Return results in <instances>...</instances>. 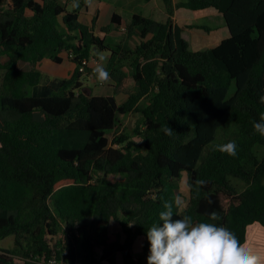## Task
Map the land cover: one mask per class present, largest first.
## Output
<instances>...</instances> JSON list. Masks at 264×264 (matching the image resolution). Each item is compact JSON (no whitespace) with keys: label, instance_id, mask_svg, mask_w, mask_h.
I'll list each match as a JSON object with an SVG mask.
<instances>
[{"label":"trees","instance_id":"16d2710c","mask_svg":"<svg viewBox=\"0 0 264 264\" xmlns=\"http://www.w3.org/2000/svg\"><path fill=\"white\" fill-rule=\"evenodd\" d=\"M162 1L165 21L135 13L122 27L125 40L111 42L96 34L97 15L81 20L89 0L78 8L73 0H0V240L14 235L0 264H119V253L123 264H145L146 230L164 201L181 195L183 171L192 189L176 218L223 225L241 244L249 225L264 227V136L253 129L264 113V0ZM180 7L215 8L229 36L189 48L172 19ZM110 22L121 26L122 16L114 11ZM64 51L72 74L42 82L35 64H60ZM98 51L109 53L112 94L84 86L80 68L93 71ZM131 111L142 115L139 144L117 133L119 115ZM227 129L232 135L220 139ZM229 141L234 157L216 147ZM112 223L120 228L114 238Z\"/></svg>","mask_w":264,"mask_h":264},{"label":"clouds","instance_id":"9594fccd","mask_svg":"<svg viewBox=\"0 0 264 264\" xmlns=\"http://www.w3.org/2000/svg\"><path fill=\"white\" fill-rule=\"evenodd\" d=\"M72 6L78 8L79 0H73ZM97 55L99 62L93 67V73L99 82L107 83L110 80L105 67L107 57L99 53ZM258 100L264 104V94H260ZM253 129L264 136V113L253 124ZM163 131L171 136L174 130L167 125ZM216 147L219 152L229 156L237 154L235 141ZM207 183L204 179L195 180V185L199 187H204ZM183 186L189 191L192 189V183L186 180L183 181ZM186 205L187 201L180 195L173 200L164 201L158 222L146 230L149 243L147 264H264V257L241 244L235 233L225 226L205 221L194 222L190 215L176 218L174 208L180 209ZM210 219L215 221L219 217L213 212Z\"/></svg>","mask_w":264,"mask_h":264},{"label":"rangeland","instance_id":"374dc122","mask_svg":"<svg viewBox=\"0 0 264 264\" xmlns=\"http://www.w3.org/2000/svg\"><path fill=\"white\" fill-rule=\"evenodd\" d=\"M90 1H91L90 9L92 11L94 8L97 7L96 5L97 0H89V2ZM99 1L102 2L101 3L102 6H105V10L107 9L110 10V7H111L114 11L119 12L123 16L125 17L129 16V19L127 22L131 20V17H132L131 9L135 5L133 0H99ZM140 8L141 7H139V9ZM156 10L159 11L158 9ZM185 11L187 12H183V13H185L187 17H184L183 18L184 20H187V21L190 20L193 23L197 22L198 24L205 25L207 27L209 26L210 29L208 31L210 30L213 31L210 33V35H207V30L200 28L202 31L201 35H205L208 38L203 42L202 41L203 37L199 35L198 38H199V42L201 43H196V42L191 43L189 45L190 48L198 50V49H205V48L215 46L224 36L228 34V27L224 21V18L222 14L218 12L215 8L209 7V8H206L205 10H191L189 8H185ZM92 12L94 13V11ZM106 22L107 20H105L104 18L103 24H107ZM111 29H112V26L111 28L109 27L107 31L109 39H111L110 40L111 42H118L119 40L120 41L125 40L124 39L125 35L122 37L121 33L119 32L117 34H114L113 30ZM187 34L188 36H190L189 33ZM189 40L192 41L193 39L189 38ZM138 41H139V37L135 35L130 39L129 42L131 46H134ZM197 45H199V47H194ZM104 52L106 53V55L109 54L107 51H104ZM63 55H65L67 58H65V61L60 64L53 62L49 58H44L35 64V68H38L42 73V82L57 83L62 78H65V77L67 78L72 74L75 64L74 63L72 64V62H70L69 60L70 54L65 53L64 51ZM106 55L104 56L107 57ZM96 58L98 59V56L95 57V59L94 57L91 58V61H93V63H90L89 66L91 67L95 66L97 62ZM20 65L21 67H24L23 63H21ZM125 69L129 71L130 68L125 67ZM82 72L84 74L83 76L84 86L88 88V91L90 93L102 94V95L113 93V81L111 80V78L107 83H101L96 79V76L94 74L92 77L91 76L89 77L88 75L89 72H93V71L87 70L86 68H84ZM32 92H33L32 87H30L29 93H32ZM116 96L118 98L119 103L123 102V100L126 98L124 94H118ZM141 102L144 103V99H141ZM119 117L121 118L122 123L119 129L117 130V133H120V132L127 133L129 135L130 141H133L138 144L142 143L143 141L142 136L136 131V129L138 128L142 130L143 122H142L141 113L131 111L127 114H120ZM220 133H221L219 136L220 139H225L229 135L230 136L232 135L230 129H227L225 134H223L222 130H220ZM109 136L110 138H112L113 134H109ZM184 180L187 181V173L185 171H183L181 178L178 180V185H179V189L181 192L180 196H182L186 201H188L189 192H188L187 187L183 186ZM118 230L120 231L118 224L112 223L110 227V231H109L110 237L114 238ZM243 245L251 249L254 253H259L262 257H264V227L258 223L249 225L247 228V239ZM13 246H14V235H8L5 238L0 240V248L11 249L13 248ZM133 254L135 255V258H138L139 254L138 252H136V249ZM118 262L119 264H123V257L120 253L118 254ZM142 262L147 263V256L142 258ZM15 264H18V263H15Z\"/></svg>","mask_w":264,"mask_h":264},{"label":"crops","instance_id":"0c3cea01","mask_svg":"<svg viewBox=\"0 0 264 264\" xmlns=\"http://www.w3.org/2000/svg\"><path fill=\"white\" fill-rule=\"evenodd\" d=\"M173 1H174V3H177L179 1H184V0H173ZM96 2H97L96 3L97 7L92 10V11H94V13L90 9V3H91V1H90L89 4H88L87 10H84L83 13L80 16L81 20L84 23H86V24H91L93 17L95 15H97L96 24H95L96 34H99L102 37L108 36L107 32H101L100 31V27L103 26V25H109L110 28L112 26L111 30H113L114 34H117L119 32V33H121V36L123 37L124 33L122 31V27H123L124 23L128 21L129 16L125 17V16H123L122 14H120L118 12L122 16L123 24L121 26H114L110 22L111 21V16H112L114 10L111 7H110V10H108V9L105 10V6L101 5L102 2H100L99 0H97ZM133 2L135 3V5L131 9L132 15L135 14V13H141L144 16H148V17L154 18L156 20H161V21H165L167 19V17H168L167 11H166V9L164 7V4H163L162 0H133ZM139 7H141V8L139 9ZM156 9H158L159 11H157ZM183 12H187V11H185V8H182V7L175 8L174 14L172 15L173 22L177 23L178 25H180L182 27V36L188 41L189 45L191 43H195V42L196 43H201V42H199V38H198V36L202 34L201 29L197 28V27H187V25H189V24H198V23L197 22L193 23L190 20H188V21L184 20L183 18L187 17V15L185 13H183ZM104 18H105V20H107V22H106L107 24H103V19ZM211 32H213V31H211V30L208 31L207 30V35H210ZM187 33H189L190 36H188ZM201 36L203 37V39H202L203 42L208 38L205 35H201ZM227 36H229V30H228V34L226 36H224L222 39L226 38ZM189 38H191L193 40L190 41ZM194 47H199V45L194 46ZM189 48H190V46H189ZM193 50H197V49H193ZM98 53L106 55V53L104 51H98V52H94L95 57L98 56L97 55ZM106 56L108 58L109 54H107ZM95 57H94V59H95ZM96 61L98 62L97 58H96ZM91 63H93V61H91ZM142 241H143L142 238H138L136 243H135V247H134L136 249V252H138L139 255L142 252V248H141L142 247ZM136 246H137V248H136ZM134 258H135V255H134ZM135 259H137V258H135ZM145 264H147V263H145Z\"/></svg>","mask_w":264,"mask_h":264},{"label":"built area","instance_id":"2783aa9c","mask_svg":"<svg viewBox=\"0 0 264 264\" xmlns=\"http://www.w3.org/2000/svg\"><path fill=\"white\" fill-rule=\"evenodd\" d=\"M84 68H85V67H81V68H80V70H81V71H83V70H84ZM93 74H94L93 72H89V74H88V75H89V77H90V76L92 77V76H93ZM55 261H56L55 259H50V261H49V262H50V263H54Z\"/></svg>","mask_w":264,"mask_h":264}]
</instances>
